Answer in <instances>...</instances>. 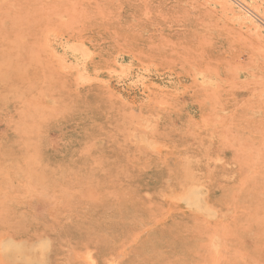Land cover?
<instances>
[{"label": "rangeland", "instance_id": "374dc122", "mask_svg": "<svg viewBox=\"0 0 264 264\" xmlns=\"http://www.w3.org/2000/svg\"><path fill=\"white\" fill-rule=\"evenodd\" d=\"M0 264H264V0H0Z\"/></svg>", "mask_w": 264, "mask_h": 264}, {"label": "bare ground", "instance_id": "6f19581e", "mask_svg": "<svg viewBox=\"0 0 264 264\" xmlns=\"http://www.w3.org/2000/svg\"><path fill=\"white\" fill-rule=\"evenodd\" d=\"M240 2V1H239ZM241 3H242V1H241ZM237 4V3H236ZM245 5V4H244ZM241 7V6H240ZM247 11V10H246ZM246 14V16L248 17L249 15L248 14H250L249 12H248V14L247 13H245ZM253 18H255V16H253L252 15V13L250 14ZM248 18H251L250 16L248 17ZM263 23V22H262ZM9 248V247H8ZM4 249H6V248H4ZM10 251V250H9ZM5 252H6V250H5Z\"/></svg>", "mask_w": 264, "mask_h": 264}]
</instances>
